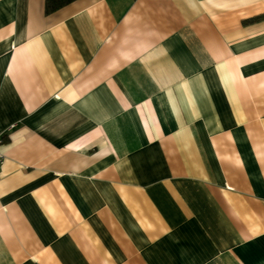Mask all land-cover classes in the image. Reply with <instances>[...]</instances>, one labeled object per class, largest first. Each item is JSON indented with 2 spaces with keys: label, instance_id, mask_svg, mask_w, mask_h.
Here are the masks:
<instances>
[{
  "label": "crops",
  "instance_id": "1",
  "mask_svg": "<svg viewBox=\"0 0 264 264\" xmlns=\"http://www.w3.org/2000/svg\"><path fill=\"white\" fill-rule=\"evenodd\" d=\"M0 264H264V0H0Z\"/></svg>",
  "mask_w": 264,
  "mask_h": 264
},
{
  "label": "trees",
  "instance_id": "2",
  "mask_svg": "<svg viewBox=\"0 0 264 264\" xmlns=\"http://www.w3.org/2000/svg\"><path fill=\"white\" fill-rule=\"evenodd\" d=\"M73 1L74 0H45V12L46 14H50Z\"/></svg>",
  "mask_w": 264,
  "mask_h": 264
},
{
  "label": "built area",
  "instance_id": "3",
  "mask_svg": "<svg viewBox=\"0 0 264 264\" xmlns=\"http://www.w3.org/2000/svg\"><path fill=\"white\" fill-rule=\"evenodd\" d=\"M0 143H1V137H0ZM3 160H4V158H3V154H2V152L0 151V172H1L2 165H3Z\"/></svg>",
  "mask_w": 264,
  "mask_h": 264
}]
</instances>
